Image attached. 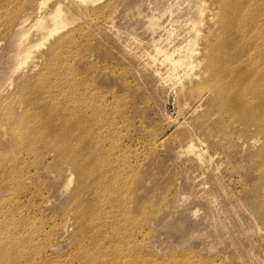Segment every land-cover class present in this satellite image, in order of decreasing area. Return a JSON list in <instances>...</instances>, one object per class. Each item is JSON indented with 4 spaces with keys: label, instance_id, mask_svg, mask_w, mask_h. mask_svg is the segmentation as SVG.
Segmentation results:
<instances>
[{
    "label": "rangeland",
    "instance_id": "rangeland-1",
    "mask_svg": "<svg viewBox=\"0 0 264 264\" xmlns=\"http://www.w3.org/2000/svg\"><path fill=\"white\" fill-rule=\"evenodd\" d=\"M33 1L0 0V93L12 98L0 111V225L37 233L24 237L26 262L46 245L64 256L48 264H264V132L198 103L163 60L191 39L195 0H64L69 24L45 43L70 39L45 68L52 102L40 99L52 120L78 118L62 131L41 112L29 123L16 99L18 77L37 75L32 57L12 70L19 35L39 42L34 21L55 3Z\"/></svg>",
    "mask_w": 264,
    "mask_h": 264
},
{
    "label": "bare ground",
    "instance_id": "bare-ground-1",
    "mask_svg": "<svg viewBox=\"0 0 264 264\" xmlns=\"http://www.w3.org/2000/svg\"><path fill=\"white\" fill-rule=\"evenodd\" d=\"M84 1L93 2V0ZM47 2L48 0H34L35 9L33 6L31 9L40 12ZM63 3L64 0H55L49 10H44V13H39L37 16L33 26H36V30L41 34L39 42H31L27 38L29 31L26 33L23 32L26 30H23L20 33L17 57L15 56L16 64L14 63L12 67L16 72L32 57L29 72L37 71V75L25 77V74H22L18 77L14 89L16 99H21L25 105L22 117L27 118L30 123L37 116V112H41V121L50 126L61 124L60 131L66 126L76 129L80 124L78 118L72 112L60 110L66 115L62 119L52 120L51 111L45 107L42 109L40 99L52 102L51 83L48 85L46 80L50 75H47L45 68L50 60H54L60 46L70 39L66 36L67 33L49 44L45 43L69 24ZM193 10L190 23L192 37L190 36L191 39L187 42L184 52L177 57L173 53H166L163 60L170 63V71L174 75L177 68L182 67L191 82L189 86L191 90L199 92L196 99L198 103L204 99L211 100L213 104L232 115L250 133L264 132V0H195ZM204 12L206 19L202 18ZM204 20L206 28L202 30L200 25ZM24 21L17 23L16 27L23 28ZM197 38L201 42L198 41V45H195ZM44 45H46L44 50L37 51ZM9 92L3 90L0 93V111L5 113L6 109L2 105L11 101ZM34 95H36L35 101L30 99ZM68 121L71 124H68ZM19 136L22 134L19 133ZM71 137L81 136L76 133V135L71 134ZM191 141L194 142L193 138ZM186 148L192 150L193 143H189ZM196 155V161L201 163L203 159L200 154L196 153ZM70 180L71 177L68 183ZM92 208L91 201H87L78 209L80 213L84 211L85 216L90 218ZM2 225H6L9 231L6 234L0 233V264H28L26 260L30 256L35 259L36 257L27 250L24 237H34L37 233L33 230L28 233L29 228L22 223L11 225L2 223L0 229ZM111 246V244L104 246L103 251L106 252V248ZM35 254L40 256L41 260L34 264H48L51 260L64 257L49 252L46 245H37ZM126 254L118 248L115 262L120 263L122 256Z\"/></svg>",
    "mask_w": 264,
    "mask_h": 264
}]
</instances>
